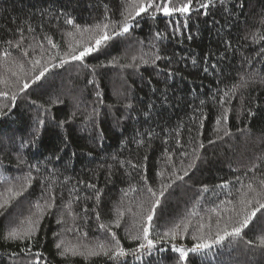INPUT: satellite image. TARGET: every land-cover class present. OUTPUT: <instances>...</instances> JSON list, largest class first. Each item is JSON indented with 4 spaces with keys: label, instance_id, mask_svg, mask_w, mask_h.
I'll use <instances>...</instances> for the list:
<instances>
[{
    "label": "trees",
    "instance_id": "obj_1",
    "mask_svg": "<svg viewBox=\"0 0 264 264\" xmlns=\"http://www.w3.org/2000/svg\"><path fill=\"white\" fill-rule=\"evenodd\" d=\"M125 3L0 0V81H5L0 82V91L11 93L15 89L10 82L17 77L30 78V59L47 61L48 52L56 51L45 36L59 45L61 53L70 44L82 46L76 42L86 41L87 34L81 37L73 25L65 23L67 18L81 29L94 26L105 14L118 21ZM225 6L231 10L230 16L216 8L211 10L215 13L211 17L198 20L193 15L190 28L183 33L173 32L168 18L162 15L155 20L146 15L137 17L130 35L116 38L110 47L89 55L83 63L53 68L49 62L45 78L20 94L15 107L0 116V202L7 187L16 186L30 172L35 178L28 192L12 200L0 215V264H35L32 255L21 251L26 248L24 243L3 237L27 220L30 209L38 212L36 204L43 206L52 194L55 206L47 210L36 242L27 245L32 253L42 254L35 258L39 264H114L103 255L61 256L54 244L63 241L69 247L104 242L107 233L99 224L111 225L119 211L124 213L121 226L113 230L122 247L134 249L137 242L131 235L139 229L135 213L150 194L137 170L121 168L118 161L130 159L143 165L149 183L159 189L157 173L169 170L166 149L177 153L173 157L176 163L182 151L191 161V137L196 135L201 115L207 119L200 128L204 142L200 159L184 181L168 190L156 209L153 236L182 220L190 221L187 238L174 242L177 247H189L200 224L211 223L214 234L215 221L232 214L228 210L238 206L241 194L248 191L247 184L259 189V182L264 180V0H229ZM212 20L220 23L213 24ZM29 27L33 31H27ZM157 31L164 34L163 39L155 38ZM21 32V48L29 52L28 57L6 43L20 40ZM41 44L46 50L43 57ZM156 52L170 60L162 59L155 67L142 62ZM169 70L172 76H168ZM225 92L230 93L224 102L229 109V120L223 124L230 133L227 136L217 132L215 124L222 111L219 98ZM127 102L136 110L125 108ZM150 104L154 107L146 118L142 106ZM177 133L183 148L176 146ZM209 140L216 142L209 144ZM88 183L102 190L99 221L91 211H83L85 206H95V200L89 199L95 189L87 188ZM58 219L62 223L58 224ZM262 238L264 210L257 213L241 237L229 238L210 251L190 254L187 264H264ZM159 247L162 250L142 257L130 253L127 264H181L171 244Z\"/></svg>",
    "mask_w": 264,
    "mask_h": 264
},
{
    "label": "snow or ice",
    "instance_id": "obj_2",
    "mask_svg": "<svg viewBox=\"0 0 264 264\" xmlns=\"http://www.w3.org/2000/svg\"><path fill=\"white\" fill-rule=\"evenodd\" d=\"M239 3V0H237ZM229 3V0H126L123 10L120 12L122 19L118 21H113L111 17L105 14L100 22H97L94 26L85 27L81 29L78 25L74 24L72 18H67L65 23L73 25L76 29V32L83 37L87 34L86 41H77V45H82L77 47L76 45L70 44L68 49L61 53L59 50V45H57L53 39L49 36H45L44 39L47 40L48 45L51 46V49H55V52H48V60L44 61L42 59L32 58L29 60V63L32 64V75L30 78L17 79L13 82H10L11 87L15 90L11 93L7 91H0V116L6 115L7 111H10L15 107L17 98L20 94L25 93L32 85H35L38 81H41L45 78L46 74L50 71L48 63H52V67H61L65 65L79 61L84 62L85 58L89 55L99 52L101 50L107 49L111 46V42L116 40V38L121 36L130 35L134 27L133 21H136L137 17L147 16L148 18L155 20L158 16H163L168 18L167 23L172 28L173 32L183 33V30L190 28V21L192 20L193 15L199 18L211 17L214 16L211 10L216 8L218 12H224L225 14L231 15V10L225 5ZM219 5V7H217ZM241 8L244 7L243 3H240ZM107 13V9H106ZM175 18V19H173ZM213 24H218L220 21L212 20ZM27 31H33L30 27ZM69 35H72L69 33ZM155 38L157 40L163 39L164 34L160 31L155 33ZM188 39L191 40L192 36L189 35ZM23 42V34L21 32V39L13 43L12 40L6 41L11 46H14L17 49H20L23 52L25 57L29 56V52L26 49L21 48ZM226 46H230L229 42L225 41ZM29 47H32L29 45ZM41 49V57L45 53L44 45H39ZM155 48L156 45H153ZM10 55V53H6ZM133 62L136 61V57H132ZM162 59H169V57L162 56L159 52H156L154 55L148 59H143L142 62L147 65L151 63L152 66H157L158 62ZM58 61V63H56ZM195 63V61H193ZM133 65H126V67H132ZM87 67V65H85ZM217 65H213V68H216ZM21 70H23V65H20ZM205 72L208 71L207 68L204 69ZM16 76V73H13ZM173 73L169 70L168 76H172ZM5 82V81H0ZM7 83V82H6ZM89 83H93L89 81ZM232 93L235 92L233 88ZM98 98L102 102V97L97 93ZM230 96L229 92H225L224 96L219 98V102L222 107L220 116L215 120L217 125L216 131L223 132L224 136L230 135L227 129L223 128V124L227 123L229 120V109L224 106L225 100ZM167 96L165 95V101ZM35 103V101H33ZM55 103V101H53ZM203 104V101H201ZM124 107L135 111L134 105L131 102L124 104ZM144 110V115L147 118L149 115V109L153 108L154 105L142 106ZM202 111V110H201ZM251 114V113H250ZM199 120V127L196 129V135L191 137V143L193 144L192 148V159L187 161L188 153L180 152L178 154V163L173 161V157L177 156V153L171 152L166 149V164L169 166V170H161L157 173V176L160 177L161 183L159 189L153 188L149 183V178L143 170V165L132 160L127 161H118L121 168L128 166L133 170H137V175L143 182V187L150 194V196L144 199L139 204V212L135 213L136 223L139 225V229L134 235H131V240L136 241V247L131 250H126L121 245V241L117 237V233L113 230L114 228H120L121 219L124 216L123 212L117 213L115 221L111 225H106L105 223H100L99 228L105 230L107 236L104 238V242H98L94 244H82V245H72L65 247L63 241L56 242L54 244L58 253L61 256H67L71 254L72 256H106L109 260L113 261L114 264H127L126 257L132 253L138 257H142L145 254H150L153 250H162L159 246L165 243L171 244V250L175 253H178V260L181 264H187L190 254L201 253L210 251L214 245H221L225 240L229 238H238L241 237L244 229L248 228L250 222L256 217L257 213H260L261 210H264V180L259 182V189L254 188L252 183L246 185L248 191L243 192L238 201V206H234L232 209L228 210L232 214L227 218L219 217V213L216 209H213V212H217L218 219L215 221V232H212V225L200 224L197 228V234H192L193 244L189 247L179 246L174 243L175 241L181 238H187L189 233L190 221L185 222L182 220L180 223H175L172 227L168 228L162 233H157L153 236L152 232V223L156 213V209L160 207L162 200L165 198L166 193L169 189L173 187L178 181H184L185 177L189 176V169H192L196 166V162L200 159V151L204 148V142L200 138V128H202L203 121L207 119L201 115L197 118ZM39 124L43 125L44 120L40 119ZM191 133V129H189ZM148 138H151V132L148 134ZM179 133H177L176 146L178 148H183V144L179 139ZM223 138V137H221ZM167 140L164 141L167 144ZM216 141L209 140V144H213ZM135 143L143 145V140H135ZM59 159V157H57ZM115 159V157H114ZM144 160H147L148 157L144 156ZM186 165V166H185ZM255 167V165L253 166ZM131 173H129L130 175ZM34 177L31 172L22 180L17 182V185L14 187L6 188V197L0 202V215H4L7 211V208L12 200L17 197L23 196L31 188ZM80 183H84L81 181ZM86 187L89 189H95L93 196L89 199L95 200V206L89 209L87 206L84 207L83 211L88 213L91 211L95 214V219L99 221L101 219V214L98 211L99 204L101 201L102 190L97 189L95 184L88 183ZM222 187H227V185H222ZM135 191V189H132ZM204 191H208L205 187ZM127 194V193H125ZM251 194V195H250ZM43 199V197H42ZM228 203H232L229 201ZM55 206V195L52 194L49 196L48 201L42 206L39 202L36 204V208L39 209L38 212H31L26 221H20L15 227H12L6 236L3 239L15 242V243H24L26 245L25 249L21 251H27L30 255L33 256L35 264H39V260H36V257H40L42 254L39 252L32 253L31 248H28L27 245L33 244L36 242L37 237L40 234V228L42 220L47 212V210ZM22 215V213H21ZM223 220V223H221ZM57 223H62L59 219ZM207 227L208 231H205ZM71 230V229H69ZM59 235V233L57 234ZM110 237V239H109ZM261 245H264V238L260 241ZM14 255V254H13ZM125 258V259H121Z\"/></svg>",
    "mask_w": 264,
    "mask_h": 264
}]
</instances>
